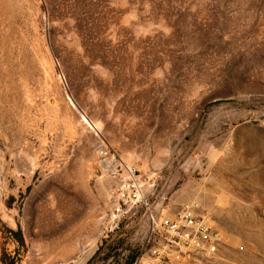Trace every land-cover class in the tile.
I'll list each match as a JSON object with an SVG mask.
<instances>
[{"label":"rangeland","instance_id":"374dc122","mask_svg":"<svg viewBox=\"0 0 264 264\" xmlns=\"http://www.w3.org/2000/svg\"><path fill=\"white\" fill-rule=\"evenodd\" d=\"M100 146L211 215L193 264H264V0H0V264L153 251L143 210L108 234Z\"/></svg>","mask_w":264,"mask_h":264},{"label":"built area","instance_id":"2783aa9c","mask_svg":"<svg viewBox=\"0 0 264 264\" xmlns=\"http://www.w3.org/2000/svg\"><path fill=\"white\" fill-rule=\"evenodd\" d=\"M102 164L114 182L111 192L112 211L107 232L113 233L122 221L145 212L153 251L141 255L133 264H193L219 256L224 245L223 231L204 213L198 203L187 204L175 216L157 212L149 195L153 184L121 158L112 156L107 148L98 147Z\"/></svg>","mask_w":264,"mask_h":264},{"label":"trees","instance_id":"16d2710c","mask_svg":"<svg viewBox=\"0 0 264 264\" xmlns=\"http://www.w3.org/2000/svg\"><path fill=\"white\" fill-rule=\"evenodd\" d=\"M132 263H133V261L130 264H132Z\"/></svg>","mask_w":264,"mask_h":264}]
</instances>
